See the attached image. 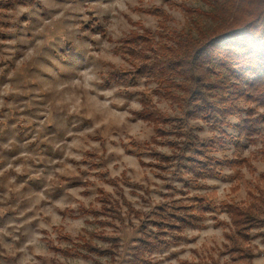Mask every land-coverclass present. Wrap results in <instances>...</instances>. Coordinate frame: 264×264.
I'll return each instance as SVG.
<instances>
[{
	"label": "rangeland",
	"instance_id": "rangeland-1",
	"mask_svg": "<svg viewBox=\"0 0 264 264\" xmlns=\"http://www.w3.org/2000/svg\"><path fill=\"white\" fill-rule=\"evenodd\" d=\"M231 2L0 0V264H127L141 219L200 193L211 206L205 219L153 251L152 264H264V199L255 204L259 224L240 242L251 256L232 251L225 205L250 202L249 192L264 198V121L237 148L222 131L237 135L235 116L229 125L186 118L194 134L226 140L213 155L242 159L195 179L176 166L178 149L164 142L185 147L183 137L161 138L138 113L146 95L181 115L165 85L148 76L136 83L106 79L108 71L131 66L123 38L139 27L158 29L152 9L167 12L173 30L197 35L186 6L212 12L203 21L211 30L229 16ZM82 237L113 254L89 252Z\"/></svg>",
	"mask_w": 264,
	"mask_h": 264
},
{
	"label": "trees",
	"instance_id": "trees-1",
	"mask_svg": "<svg viewBox=\"0 0 264 264\" xmlns=\"http://www.w3.org/2000/svg\"><path fill=\"white\" fill-rule=\"evenodd\" d=\"M185 8L188 23L195 26L197 35L173 30L168 25L170 18L167 12L154 8L152 11L159 17L158 29L139 27L123 38L120 49L131 66L108 71L106 79L108 82L136 83L141 77L148 76L165 85V95L178 104L181 115H170L161 110L146 95L142 98L143 108L138 113L153 124L161 138H167L169 134L183 137L185 147H180L174 139L164 142L178 149L176 166L184 169L188 177L197 179L219 175L218 166L223 163L236 166L242 159L213 155L226 144V140L217 135L206 138L194 134L186 118H202L215 125H229V118L235 116L237 135L222 131L237 148L243 138L254 139L259 132L258 125L264 121V113L258 112V107L264 106V0H232L229 16L211 30L204 26L203 21L214 16L212 12L189 6ZM254 103L258 105L253 106ZM187 149L192 150L191 153H187ZM261 157L264 160V144ZM161 160L168 163L170 156L161 154ZM248 194L250 202H226V211L233 226L226 236L232 251L251 256L240 242L249 240L251 230L259 224L260 215L255 204L264 198L261 193ZM208 200V196L202 193L194 195L191 201L170 200L156 210L155 218L141 219L139 235L127 264H152L153 251L174 243L187 227L198 226L205 219L211 207ZM102 201L111 203L107 197ZM115 204L118 208L115 211L120 215L119 202ZM82 240L86 250L97 255L112 249L100 248L85 237ZM110 253L113 254L112 250Z\"/></svg>",
	"mask_w": 264,
	"mask_h": 264
}]
</instances>
